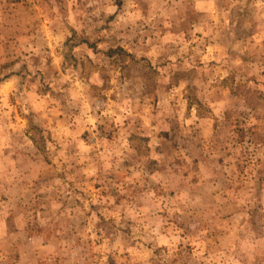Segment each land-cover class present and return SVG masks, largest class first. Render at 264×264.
Returning <instances> with one entry per match:
<instances>
[{"label": "rangeland", "instance_id": "374dc122", "mask_svg": "<svg viewBox=\"0 0 264 264\" xmlns=\"http://www.w3.org/2000/svg\"><path fill=\"white\" fill-rule=\"evenodd\" d=\"M0 264H264V0H0Z\"/></svg>", "mask_w": 264, "mask_h": 264}]
</instances>
